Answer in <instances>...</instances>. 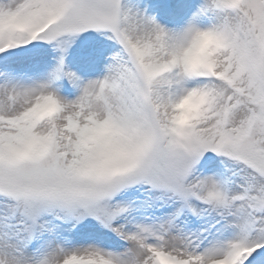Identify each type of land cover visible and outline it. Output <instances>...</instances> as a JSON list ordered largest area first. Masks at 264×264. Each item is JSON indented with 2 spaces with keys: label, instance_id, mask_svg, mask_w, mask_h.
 Masks as SVG:
<instances>
[{
  "label": "snow or ice",
  "instance_id": "1",
  "mask_svg": "<svg viewBox=\"0 0 264 264\" xmlns=\"http://www.w3.org/2000/svg\"><path fill=\"white\" fill-rule=\"evenodd\" d=\"M0 264H264V0H0Z\"/></svg>",
  "mask_w": 264,
  "mask_h": 264
}]
</instances>
